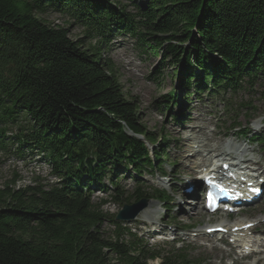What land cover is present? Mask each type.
<instances>
[{
  "label": "trees",
  "instance_id": "16d2710c",
  "mask_svg": "<svg viewBox=\"0 0 264 264\" xmlns=\"http://www.w3.org/2000/svg\"><path fill=\"white\" fill-rule=\"evenodd\" d=\"M126 2L0 0V149L41 156L57 179L0 187V264H201L181 247H148L136 227L103 210L105 200L92 199L100 191L122 206L146 199L166 209L172 201L141 183L144 174L165 173L168 137L155 139L141 124L107 49L125 34L142 53H162L150 75L160 85L167 59L185 101L253 88L264 84V0ZM50 10L73 18L85 36L74 40L48 22L41 15ZM172 93L163 96L166 111L177 104ZM219 100L225 117L237 114L231 100ZM183 114L170 120L187 121ZM139 137L158 144L148 150ZM247 140L264 150V132ZM120 171L141 183L126 197ZM104 223L114 239L103 237Z\"/></svg>",
  "mask_w": 264,
  "mask_h": 264
},
{
  "label": "rangeland",
  "instance_id": "374dc122",
  "mask_svg": "<svg viewBox=\"0 0 264 264\" xmlns=\"http://www.w3.org/2000/svg\"><path fill=\"white\" fill-rule=\"evenodd\" d=\"M118 1L127 3L126 0ZM41 16L48 22L68 28L69 36L74 40L85 36L84 27L64 13L50 10ZM110 39L112 41L107 54L116 66L124 94L137 106L139 121L154 133L155 139L165 134L169 140L165 150L169 159L163 161L162 165L165 173L159 175L155 171L150 175L144 174L141 183L144 187L153 186L166 191L172 200L170 206L165 209L161 203L150 200L146 207L138 212L134 220L123 221L125 226L136 227L132 231L142 236L143 240L147 241L148 247L164 251L170 250L173 246L181 247L187 250V254L192 258L201 261V264H264V252L248 258L242 257L241 252L246 249L230 250L232 238L223 234L208 235L204 229L208 224H215V222L216 224L228 222L229 226L237 221L252 222L254 227L251 229H256V232L249 228L247 236L249 240H254L256 243L250 248L261 249L257 242L264 243V195L258 203L243 206L242 211L233 216L223 212L208 213L202 209L201 201L189 199V196L184 194L188 181L196 180L197 182L200 174L199 164L204 158L217 157L219 153L224 154L233 148L241 151L237 150L235 157H244L245 153L248 156H261V160L264 161V150L261 146L255 141L253 145L246 141L252 134L264 132V96L262 95L264 84H256L249 89L244 87L229 95L228 93L217 96L204 94L199 98L190 95L189 101H185L184 91L174 82L171 74L173 68L168 64L167 59L161 65L160 85L155 83L153 75H150V72L154 71L162 60L159 57L162 53L154 57L142 53L136 47L135 39L125 34H117ZM171 91H174L172 94L175 95L177 104L170 105L166 111L162 100L163 96ZM218 96L231 100L237 114L230 115V118L225 117L224 102L219 100ZM180 106L181 109L176 110ZM182 112L183 118H189L187 121L183 120L179 124L170 120L171 114L180 115ZM219 118L221 121L218 120ZM234 122L239 128L225 131L224 127L229 128ZM241 130L242 132L246 130L244 133L246 135L240 134ZM141 139L148 150L158 144V142L153 144L147 139ZM236 140H240L239 143ZM22 157H16L0 149V187L12 182L16 186L35 183L47 185L57 180L50 172V165L41 159V156ZM172 161L175 164L171 167ZM253 165L256 168L260 167L255 163ZM129 175L130 172L122 171L118 174L119 184L124 186V197L130 195L136 189L137 183H140L135 182ZM92 199L94 203L105 200L102 208L111 213H117L122 206V202H117L107 193L100 191L94 192ZM131 203H133L132 200L128 204ZM195 204H198L197 212L191 210ZM101 227L104 238L114 239V234H110L112 230L110 225L104 223ZM151 233L161 235L152 236ZM159 262V259H154L149 260L147 264H159Z\"/></svg>",
  "mask_w": 264,
  "mask_h": 264
},
{
  "label": "bare ground",
  "instance_id": "6f19581e",
  "mask_svg": "<svg viewBox=\"0 0 264 264\" xmlns=\"http://www.w3.org/2000/svg\"><path fill=\"white\" fill-rule=\"evenodd\" d=\"M219 156H221V154H218V156L217 157H219ZM208 159V158H207ZM207 159H205L204 161H206ZM220 160H222V162H224V161H227V160H224V158L222 157V159H220ZM202 162V161H201ZM218 162V161H217ZM191 184L192 185H194V187L195 188H198V187H200V186H198L199 184L197 183V182H195V181H191ZM185 194V196H187L188 194L187 193H184ZM191 210H193L194 212H197V210H199V208H198V204H195V205H193L192 207H191ZM151 216V215H150ZM149 219H151V217H149ZM217 222H215V224H208L207 226H205L206 228H204V229H206V234H207V228H210V227H213V226H215L216 227V229L217 228H220V227H222V228H224L225 229V231L227 232V233H229V234H231V235H233L234 236V238H235V241L236 242H240V245L238 246V247H240V248H243V247H247L248 246V241L246 240V234H247V231L243 228V224H245L246 223V221H237V222H235L234 224H232V225H230V226H227L226 224H222L221 222H219L218 224H216ZM221 223V224H220ZM228 223V222H227ZM234 226H236V231H234V232H232V228L234 227ZM252 231H256V229H251ZM199 232V231H198ZM204 232V230H203V233H205ZM216 232L217 233H221V231H219V230H216ZM249 239V238H248ZM261 240V239H260ZM258 243V245L260 246V247H264V243L263 242H257ZM238 245V243L237 244H235V246H237ZM234 245H231V247H230V250H233V248L235 247ZM214 248V247H213ZM251 249V248H250ZM259 249V248H258ZM264 251V250H263ZM254 252H252V253H245V254H243V257H246V258H248V256L250 255V254H253ZM260 253L262 254V251H260Z\"/></svg>",
  "mask_w": 264,
  "mask_h": 264
},
{
  "label": "water",
  "instance_id": "95a60500",
  "mask_svg": "<svg viewBox=\"0 0 264 264\" xmlns=\"http://www.w3.org/2000/svg\"><path fill=\"white\" fill-rule=\"evenodd\" d=\"M147 203H149V200L141 199L132 204H125L117 213H115V218L117 220L130 221L138 215V212L146 207Z\"/></svg>",
  "mask_w": 264,
  "mask_h": 264
}]
</instances>
